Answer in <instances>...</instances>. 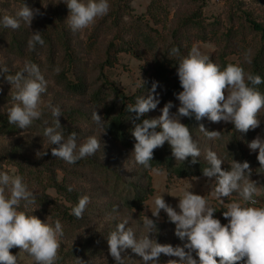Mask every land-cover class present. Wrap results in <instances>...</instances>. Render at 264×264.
Here are the masks:
<instances>
[{
	"label": "rangeland",
	"instance_id": "rangeland-1",
	"mask_svg": "<svg viewBox=\"0 0 264 264\" xmlns=\"http://www.w3.org/2000/svg\"><path fill=\"white\" fill-rule=\"evenodd\" d=\"M24 3L40 9L44 15L35 17L31 28L23 22L16 30L0 25V65L9 68V73L5 75H14L24 67L26 61L33 62L40 67L48 81V87L47 92L42 95L43 117L15 136L0 137V171L19 175L17 167L9 163V152L17 146L23 155L20 160L25 162L26 168L35 167L40 170L43 173L44 184H47L48 176L55 174L59 181L66 179L75 190L90 197L87 206L89 215L85 225L82 223L83 226L75 230L64 228L65 235L59 251L62 259L58 264H79L78 259L83 261V264H116L108 252L106 240L109 233L115 230L116 225L128 220L127 227L133 229L137 238L142 237L147 234V229L143 225L144 216L156 220L150 209L153 197L164 193L165 201L179 211L177 205L180 189L187 188L190 183L192 187L189 190L194 194L208 196L210 203L217 210L214 217L220 219L222 224H227L228 221L223 217L225 210L223 205L210 196L215 178L209 180L207 177H199L198 181L194 180V177L169 178L166 173L156 175L146 170L135 162L130 151L123 149L104 133L101 134V129L92 120L94 110L99 115L101 112L91 102L90 97H80L66 92L58 85L56 78L64 73L72 81L82 80L86 82L91 92L101 88L107 80L126 95L141 93L142 96H147L152 87L151 56L141 45L133 46L135 54L122 53L112 59V66L107 63L109 44L133 41L128 28L133 19L141 16L151 27L159 29L168 43L173 42L171 37L174 33L178 32L181 36L180 34L184 32V40L190 38L192 42L191 45L186 43L183 47L185 56L192 45L197 44L201 52L209 55L215 62H219L224 57L230 62L248 68L250 63L245 61L244 53L249 52L252 61L262 47L263 41L261 35L250 27L247 20L249 18L264 27V0H109L111 7L106 16L97 19L91 27L75 33L66 22L69 10L61 0H0V17L5 14L15 16ZM199 8H202L203 13V31H183L181 27L184 19ZM152 18L161 22V25L155 27ZM57 27H60L65 34L63 40H60L55 33ZM37 30L41 31L45 44L37 45L36 49L31 51L28 49L27 41L32 31ZM209 33L212 36L209 42L194 40L196 36L209 35ZM13 36L21 39L24 46L22 53L10 51V44L6 43V40ZM65 44L69 47L67 51ZM56 67L61 69L59 74L54 71ZM12 92L11 85L0 77V117L8 118L7 109L14 103ZM156 92L159 94L160 104L155 110L150 111L153 118L161 115L164 106L161 101L163 88L159 85ZM48 104L61 109L62 116L59 117L61 125L67 131L77 133L78 144L83 143L90 135L101 138V150L94 156L88 157L95 163L92 167L75 169L71 164L52 156L51 149L58 145H50L48 139L43 136L45 127L54 123L51 110L46 107ZM178 107L179 105L174 106L171 111L176 113ZM259 118L260 126L247 133L236 131L231 123H213L207 118L202 119L201 124L207 131H220L222 138L210 140L198 127L193 139L201 150L199 159L207 163L206 152L215 151L224 161L221 165L222 170H230L232 160L247 161L252 169L250 179L264 188V169L259 168L258 152H251L247 146L258 135L264 138V110L261 111ZM185 121V117H182L181 122L185 124ZM69 132H64L65 138L70 134ZM37 152H47V155L37 157ZM112 174L123 182L121 190L125 193L124 199L114 195V187L107 189L108 184L103 178L111 177ZM148 177H152L153 195L141 212L130 211L126 206L130 191L134 185L146 187L149 182ZM29 190L36 191L38 188L34 185ZM47 194L52 198L59 197L55 189H48ZM236 198L237 194L234 193L232 197L224 198L225 203ZM256 199L259 201L257 207L264 206V193ZM36 204L27 209H24L22 204L21 210L31 214L35 208L32 214L36 211L38 213ZM37 217L42 219L39 215ZM156 225L157 231L149 233V238L156 239L161 244H171L173 247L178 245L183 247L186 243L175 235V225L168 221L167 214L163 210L156 220ZM10 251L18 257V264H33L31 257L27 253L20 252L19 248L14 247ZM122 255L129 258H126V264H143L142 258L130 249ZM192 255L198 260L195 252ZM169 259L178 258L162 254L159 264H166Z\"/></svg>",
	"mask_w": 264,
	"mask_h": 264
},
{
	"label": "clouds",
	"instance_id": "clouds-1",
	"mask_svg": "<svg viewBox=\"0 0 264 264\" xmlns=\"http://www.w3.org/2000/svg\"><path fill=\"white\" fill-rule=\"evenodd\" d=\"M61 2L67 5L69 15L66 22L74 33L94 25L97 19L109 13L111 7L109 0ZM43 15L40 9L24 3L15 16L5 14L0 17V25L16 30L23 22L31 28L35 17ZM44 44L41 31H32L27 41L28 49L34 51L37 45ZM169 57L179 58L176 74L182 91L175 94L179 101L177 112L171 111L174 104L169 101L164 104L159 117L144 118L160 104L157 81H153L147 96H138L134 104L126 107L128 113L134 114L128 117L133 125L130 131L135 140L131 156L137 164L156 175L163 173L160 168L152 167L154 150L163 147L166 142L175 161L184 163L191 158V164L199 163L201 150L189 126L181 122L182 117L194 116L196 121L207 118L213 123H231L236 131L247 133L260 126L259 116L264 110V93L256 87L264 83L260 75L246 72L240 64L233 63H228L222 70L209 55L201 52L197 44L192 45L186 56H181L179 48L173 47ZM244 59L251 62L249 52L244 53ZM54 71L59 74L61 69L56 67ZM6 73H9V68L0 65V77L13 89L14 103L7 109L8 123L23 130L43 117L42 95L47 92L48 81L40 67L30 61H26L14 75ZM46 107L51 110L54 123L45 127L43 136L50 145H58L51 149L52 156L67 164H75L101 150V138L95 135L88 136L80 144L74 131L65 138L59 119L61 109L51 104ZM92 120L101 129V134L106 133L109 125L105 127L104 118L95 110ZM158 128L160 131H157ZM199 130L210 140L222 138V132L207 131L203 124L199 125ZM247 146L251 152H258L259 168L264 169V138L258 135ZM44 155L47 152H37V157ZM205 159L209 166L203 168L202 174L209 180L215 178L210 196L223 205V217L228 223L222 224L214 217L217 210L208 196L189 190L191 183L187 188L180 189L179 211L165 201L164 193L157 194L152 199V216L158 220L163 210L168 221L175 225V235L186 243L183 247H173L149 238V233L157 231V225L156 220L147 215L143 219L147 234L140 238L131 227H127L128 220H124L106 238L108 252L116 264H126L128 257L122 254L129 249L142 258L143 264H159L162 254L178 258L169 259L166 264H264V206H256L259 203L256 197L264 193V188L250 179L252 169L247 161L232 160L230 170H222L224 161L215 151L208 150ZM194 180L198 181L199 177H194ZM234 193L237 198L225 203L224 198L232 197ZM35 203L36 195L28 189L22 176L0 171V264H18V257L10 251L14 247L27 253L33 264H58L62 259L59 251L65 235L63 225L59 219L52 225L21 210L22 204L27 209ZM89 203V196H80L71 214L82 219ZM193 252L198 260L193 258ZM78 261L83 264V261Z\"/></svg>",
	"mask_w": 264,
	"mask_h": 264
},
{
	"label": "trees",
	"instance_id": "trees-1",
	"mask_svg": "<svg viewBox=\"0 0 264 264\" xmlns=\"http://www.w3.org/2000/svg\"><path fill=\"white\" fill-rule=\"evenodd\" d=\"M153 25L158 27L161 22L152 18ZM248 23L252 29L259 33L262 37V47L258 50L250 66L247 68L240 64L246 72L253 75H260L264 78V27L257 24L253 20L248 18ZM202 8H199L190 16L184 19L182 29L184 30H197L203 31L204 27ZM205 31V30H204ZM243 31V30H241ZM57 37L63 40L65 34H63L62 29L57 27L55 30ZM128 33L132 35L133 41L119 43L111 42L108 46L107 56L108 64L113 65L112 59L116 58L119 54H135L134 45H141L151 56V77L150 80L159 82V85L163 88L161 101L163 104L171 101L174 106L179 105V101L176 99L177 93L182 91L179 83L178 76L176 74V69L178 68V57H169V52L173 47H178L181 56H185V48H183L186 43L191 45L190 38L184 40V32L180 34L176 32L173 34L171 39L173 42L168 43L167 39L164 38L162 32L154 27H151L149 22L144 21V17H138L131 21L128 28ZM211 33L196 36L195 41L209 42L212 39ZM178 39V40H177ZM10 44V51L14 53H22L23 45L21 39L13 36L6 40V43ZM64 44V43H63ZM66 51L69 47L65 44ZM220 65L223 70L228 63L237 64L235 62H230L226 58H221L219 62H215ZM56 81L58 85L63 87V89L73 95L80 97L89 96L91 102L99 109L101 116L105 120L106 133L113 142L120 145L123 149L132 152L135 140L131 135V129L133 127L131 120L128 119L130 114L127 112V105L134 104L138 96H142L141 93H136L133 95H126L120 91L115 85L109 83L107 80L104 81L101 88L96 91L91 92L89 86L86 82L82 80L72 81L66 77L64 73L57 76ZM257 89L264 93V83L256 86ZM144 118H153L149 113L145 115ZM185 124L189 126L193 138H195V131L198 129L201 121H196L195 117L192 118L185 117ZM63 133H68L62 126ZM157 131H160L158 128ZM22 132L16 125L8 123V118L0 117V137L15 136ZM71 133V132H69ZM245 144V142H240V144ZM242 147V146H241ZM240 147V148H241ZM23 157L20 149L15 146L9 152V163L17 167L19 170V175L23 177L24 183L27 184L28 189L34 185L38 190L33 191L36 195V207L38 210L35 212V216H40L41 220L49 224L54 225L55 221L59 219L63 225V229L75 230L86 223L88 219L89 208L85 210L82 219H77L71 214L72 208L77 204L78 198L84 195L81 192L75 190L70 184L67 183L66 179L64 181H59L55 176H48L46 179L47 184L43 183L42 175L43 173L35 167H25V162H22L20 158ZM191 158L187 161L179 162L175 161L174 157L171 155V148L167 144L163 147L154 150L153 161H151L152 167H157L162 171H165L169 178H189V177H204L202 170L209 165L199 159V163L191 164ZM95 163L90 158H85L77 161L75 164H71L73 168H90ZM151 171L150 169H146ZM53 173V172H51ZM149 176V175H148ZM105 183L108 184L107 189L110 190L114 187V195L117 198L124 199V192L121 190L123 184L122 180L118 176L112 174L107 178H103ZM148 185L141 188L140 186L134 185L133 189L130 191V196L127 198V208L130 211L141 212L144 209L145 203L148 202L149 198L153 195V185L152 177H148ZM55 189L58 194V198H52L47 194L48 189ZM69 188L72 190L70 191ZM36 192H40L36 194ZM32 214V213H31ZM30 214V215H31ZM88 252V250H85Z\"/></svg>",
	"mask_w": 264,
	"mask_h": 264
},
{
	"label": "crops",
	"instance_id": "crops-1",
	"mask_svg": "<svg viewBox=\"0 0 264 264\" xmlns=\"http://www.w3.org/2000/svg\"><path fill=\"white\" fill-rule=\"evenodd\" d=\"M162 173H166L165 171H162ZM166 175H167V173H166ZM168 176V175H167Z\"/></svg>",
	"mask_w": 264,
	"mask_h": 264
}]
</instances>
